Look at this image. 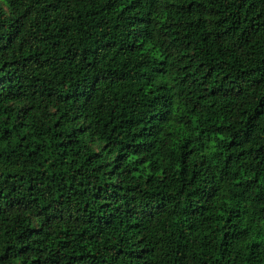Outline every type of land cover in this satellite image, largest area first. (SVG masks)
<instances>
[{
    "label": "trees",
    "instance_id": "1",
    "mask_svg": "<svg viewBox=\"0 0 264 264\" xmlns=\"http://www.w3.org/2000/svg\"><path fill=\"white\" fill-rule=\"evenodd\" d=\"M0 264H264V0H0Z\"/></svg>",
    "mask_w": 264,
    "mask_h": 264
}]
</instances>
